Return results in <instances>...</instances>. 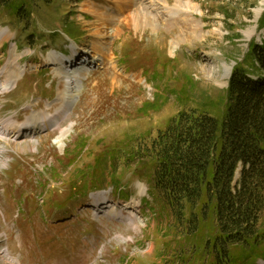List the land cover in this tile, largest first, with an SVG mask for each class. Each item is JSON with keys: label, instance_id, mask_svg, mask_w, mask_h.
<instances>
[{"label": "rangeland", "instance_id": "1", "mask_svg": "<svg viewBox=\"0 0 264 264\" xmlns=\"http://www.w3.org/2000/svg\"><path fill=\"white\" fill-rule=\"evenodd\" d=\"M117 1L13 0L9 8H0V29L9 36L0 54V73L9 77L13 49L21 55L23 69L12 92L0 95V125L50 116L65 107L70 91L77 95L66 104L68 118L60 131L22 141L0 137V264H173L174 257L165 251L168 221L153 217L144 204L134 211L141 218L132 216L135 224L105 218L95 210V201L113 199L115 207L129 211L130 199L148 195L143 185L126 177L123 154H139L140 145L151 143L184 110L215 116L225 111L230 79H222L225 66L233 70L250 57L253 72L251 47L264 49V0H166L170 20L159 0H136L149 8L157 27L132 20L127 6L119 10ZM92 2L100 12L117 15L115 34L104 35L108 61L93 59L96 43L104 40L91 36L99 25L85 11ZM22 6L24 17H18ZM190 22L196 23L193 30L198 25V36L193 37ZM73 48L79 52L73 51L75 57H85L86 50L85 60L95 65L80 76L84 68L78 60L73 70L78 81L70 89L68 76L52 57L66 60L61 53L69 57ZM112 149H120L116 166L109 159L103 166L123 178L127 190L118 193L107 186L106 200L96 192L50 216L55 206L68 201L81 171H88L83 178L90 182L89 168ZM138 168L142 165L133 162L129 170ZM241 172L239 166L233 185L241 181ZM123 211L121 219H126ZM173 232L169 239L184 238L182 227L178 235Z\"/></svg>", "mask_w": 264, "mask_h": 264}, {"label": "trees", "instance_id": "2", "mask_svg": "<svg viewBox=\"0 0 264 264\" xmlns=\"http://www.w3.org/2000/svg\"><path fill=\"white\" fill-rule=\"evenodd\" d=\"M11 2L0 0V8H9ZM23 6L18 17H24ZM250 55L255 62L252 73H258L259 80L249 77L250 57L236 66L226 90L227 106L220 115L184 110L151 143L140 145L139 154H123L128 159L126 177L149 185L153 199L149 204L160 220L170 223L164 233L165 251L174 257L173 264L264 260V49L254 45ZM103 156L107 158L89 168V185H77L87 179L83 176L88 171L72 181L77 189L71 193L73 198L89 188H104L108 179L113 186L124 183L102 163L109 159L116 166L120 149ZM133 162L142 168L129 170ZM239 165L241 181L233 186ZM181 227L184 238L169 239L173 228L178 235ZM186 245L191 248L185 249Z\"/></svg>", "mask_w": 264, "mask_h": 264}, {"label": "bare ground", "instance_id": "3", "mask_svg": "<svg viewBox=\"0 0 264 264\" xmlns=\"http://www.w3.org/2000/svg\"><path fill=\"white\" fill-rule=\"evenodd\" d=\"M118 4V9L122 10L121 7L127 6V8L125 7V11H128L131 15V19L135 20V21H140V20H145L147 21V23H149L150 25H153L154 27H157V25H159V22L156 23L157 19H154L152 17L151 12H149V8H145V7H140V3H136V0H120L117 1ZM159 2L162 5V8L164 9L165 13L167 14V17H169V20L172 19V14L171 11H169L167 9V1L166 0H159ZM125 4V5H124ZM86 12H90V15L97 18L99 20V25L96 26L95 31L93 32V34L91 35L94 39H97L96 37H103L104 41H99L98 43H96V47H94V60L97 59H102L104 61H108L109 57H108V53L105 52V48L104 45H106V37L104 36L106 35H110L111 34H115V29H116V25L114 24V22H116L115 20H117V15H115L114 13H103L100 12L96 6H95V2H92L91 4L87 5V9L85 10ZM192 25V28H190L191 30L194 29L193 25H196V23L194 22H190ZM198 25H197V30H193L191 33L193 35V37L198 36ZM107 33H106V32ZM9 40V36L8 34L4 31L0 29V54H1V50L4 47V43ZM10 48H15V45L11 46ZM83 52L87 53L86 50H84ZM10 53V65L7 67V73H10L9 77L5 76V73H0V94L2 93H8L11 92V90L13 89V86H15V76L17 75V73H21L23 71V69L20 67V63L19 60L21 58V55H16L15 50H11L9 51ZM78 59H76V61H67V62H62L60 59H58L57 57H52V63L57 64L58 66H60V70L63 71V73H65V75L68 76L69 78V85H70V89H75V83L78 81L77 80V74L78 72H73L74 70V66H77V61L78 60H82L83 57H79V55H77ZM86 59V57H84ZM80 60V61H81ZM15 64V65H14ZM53 64V65H54ZM93 64V61H88L85 60L82 63V67L86 68V67H91ZM212 68L214 66H211ZM82 70V68H80ZM12 70V71H11ZM83 72V70H82ZM6 73V74H7ZM86 72H83L82 74H80V76H83V74ZM232 73V68L229 66H225V72H224V76L222 77L223 80H227L230 78ZM72 86V87H71ZM79 95V94H78ZM77 95L73 93V91H70L69 93V98L67 99V102L65 103V107L61 110V111H57L56 114H54L53 116L49 117V116H45L42 118H35L36 120L32 121H28L25 125H17V123H11L7 124L6 126H2L0 125V137L4 138V139H8V138H14L17 140H24L27 137L24 135L23 131L24 128H27V130H31V134L33 132L34 135L41 132V130L43 128H49V125L51 123L54 122H60L61 120H63V118L66 115V104H69L70 100H73ZM18 122V121H17ZM24 123V122H23ZM33 136V135H31ZM15 136L17 138H15ZM65 137V134H63V136H61L60 142L63 141ZM140 203L139 201H132L130 203H127L126 205V209L131 211L130 213V221L133 222V217L135 218V214L134 211L136 210V208H139ZM103 209H105L107 215H115V216H121L122 215V208H117L115 207V205H103L102 207ZM133 216V217H132ZM122 218V216H121Z\"/></svg>", "mask_w": 264, "mask_h": 264}]
</instances>
